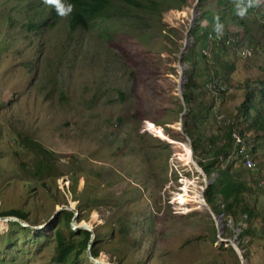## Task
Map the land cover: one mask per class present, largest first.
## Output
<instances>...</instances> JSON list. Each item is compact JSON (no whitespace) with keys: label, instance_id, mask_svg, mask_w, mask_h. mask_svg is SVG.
<instances>
[{"label":"rangeland","instance_id":"obj_1","mask_svg":"<svg viewBox=\"0 0 264 264\" xmlns=\"http://www.w3.org/2000/svg\"><path fill=\"white\" fill-rule=\"evenodd\" d=\"M66 2L77 7V0ZM106 2L84 26L71 28L69 17L44 0H0V210L21 209L35 224L68 203L91 226L98 258L113 264H239L231 241L244 264H264V127L236 111L248 86L258 115L264 113V92L253 84L264 86V4L241 19L233 0H185L159 16L124 0ZM184 8L196 17L171 20ZM216 17L224 31L213 37ZM179 63L190 98L176 129ZM144 120L186 143L198 164L209 154L208 136L221 141L230 122L243 128L245 145L255 147L253 167L241 174L251 185L243 198L253 215L221 213L218 194L207 202L204 189L216 173L204 177L183 164L180 149L144 130ZM17 132L48 148L54 178L27 174L30 155ZM239 144L230 143L219 166L243 170ZM184 183L196 191L204 186L208 210L173 202ZM66 222L57 215L38 230L11 222L18 242H3L8 222H0V264H69L51 259L49 234L56 223L66 232ZM74 263L90 264L84 253Z\"/></svg>","mask_w":264,"mask_h":264},{"label":"trees","instance_id":"obj_2","mask_svg":"<svg viewBox=\"0 0 264 264\" xmlns=\"http://www.w3.org/2000/svg\"><path fill=\"white\" fill-rule=\"evenodd\" d=\"M124 1L132 5H141L147 13L154 10L157 16H159V11L161 8L167 9L170 7H177L179 2H181L182 5L185 3V0H159V2L158 0ZM106 4V0H77V7L69 16L70 27L73 28L76 25L84 26L86 19L97 15V12L99 10H103ZM253 84H257L256 86L260 88L259 90L261 93L264 92V86L262 85V82L258 81L257 83ZM248 88L252 90L251 87L247 86V89L244 91L243 99L238 104L236 111L240 108L239 111H241L243 120L247 118L251 119L254 127L256 125L264 127V113L258 115L259 110L255 108L253 103V91H249ZM183 96L184 99L188 101L190 98L189 91L186 90ZM251 110H254L255 114H251ZM149 122L155 124L153 121ZM225 126L226 130L221 137V141L218 142V139H216V137L214 136H208L207 140L210 148L208 152L209 154L205 159L203 158V160L200 161L201 168L206 174H209L211 172L216 173L214 179L204 189L205 198L207 202L211 203L207 199V196L210 194H218L222 200V212L235 214V212L239 210V212L244 213L245 216L249 218L253 215V209L251 206L245 203L243 194L250 189L251 185L247 184L245 180L239 179L237 177V173L235 169L232 168L231 163H228L224 167L219 166V161L221 160V158H225L227 156L228 146L232 142L229 134L232 122L226 124ZM238 132L243 135L244 129L240 128L238 129ZM17 133L20 135V137L17 138L18 144L20 146H23L30 155L29 168H21L25 169L30 177L40 179V181L42 180V178H54L57 174L54 162L44 156V154L49 151L48 148L30 137L21 136L20 132ZM250 148L251 151H254L255 147L251 146ZM213 169H215V171H212ZM88 205H94L93 200H89ZM0 214H13L19 217L26 218V212L17 208L2 209L0 210ZM57 215L58 217L61 216L67 220L65 226L66 232H63V230L56 223L53 225L51 224V230L49 234L51 235L52 239L50 238L49 234L43 233V236H46L47 238L54 241V254L52 255L51 259L59 263L68 262L69 264H71L74 260H76L79 254H85V248L90 233L88 230L83 228L73 230L69 227L68 221L71 217L70 210L61 209ZM11 222L16 221H8L7 228L2 233L3 242H18L16 238L18 233L15 230H11ZM16 223L19 224L18 222ZM1 225L3 227L5 223L3 222ZM118 230L122 231L123 226H119ZM9 231L11 233L9 238L7 239L6 234ZM245 233H247V229H241L237 236L241 237ZM94 241L95 235H93V239L91 240V242ZM89 251L92 256L98 257V255H96L97 249L91 243L89 244ZM99 260L105 261L102 255L99 257Z\"/></svg>","mask_w":264,"mask_h":264},{"label":"bare ground","instance_id":"obj_3","mask_svg":"<svg viewBox=\"0 0 264 264\" xmlns=\"http://www.w3.org/2000/svg\"><path fill=\"white\" fill-rule=\"evenodd\" d=\"M194 13H195V15H194ZM171 15H172L171 20H176L180 17V15H189V16L192 15V19H193L194 17H196L197 14H196V12H194V9H192V8H184L182 10V12L181 11L179 12L177 10H173L171 12ZM191 24H192V20H191ZM187 43H188V40L185 39L184 44L186 45ZM185 45L183 46V50L185 49ZM179 59L181 60V56ZM183 68H184L183 66L179 68L180 84L178 87H179V97L180 98H181V94L183 91V83L185 81ZM143 124H144L143 125L144 130L148 131L150 134H152L156 138L168 140V142H171L175 146H177V148L180 149V151L178 150L179 152L177 153L178 159L183 164H193L196 167V165H195L196 162L193 160V158L191 156V151H190V149L186 143H183V142L176 140V139H172L160 126H157V125H155V124H153L147 120H144ZM172 126L175 127L176 129H180L178 122H175V124H173ZM183 180L186 181V179H183ZM203 181L207 182L206 178H204ZM189 188H191V187H189ZM189 188H187L185 183H184V186L182 188H180L181 192H177V193L173 194V200H174L173 202L181 205L185 211L188 210L187 206L190 207L189 209H195V210H199V211H203L204 209L208 210L210 207H209L208 203L205 201L203 194L200 193V191L203 192L204 186H202V185L200 186V191H196V189H194V188H191V189H189ZM70 206H72V205H70ZM211 214L216 219V217L213 215L212 211H211ZM0 222L6 223L1 218H0ZM81 223H84V222H81ZM86 225H88V224H86ZM96 258H97L98 262L97 263H91V264H105L106 263V261H100L98 257H96Z\"/></svg>","mask_w":264,"mask_h":264},{"label":"water","instance_id":"obj_4","mask_svg":"<svg viewBox=\"0 0 264 264\" xmlns=\"http://www.w3.org/2000/svg\"><path fill=\"white\" fill-rule=\"evenodd\" d=\"M181 104H182L181 110L179 111L178 119H177V122H178V125H179L180 128L183 127V125H182V116L184 115V113L186 111V106L185 105H187L186 101L184 99V96H183V91H182V94H181ZM195 165L199 169L198 171L200 172V174L202 176L208 177L207 174L203 171V169L201 168V166L199 164L195 163ZM61 209H66V210H70L71 211V217L69 219L71 229L83 228V229H86V230L89 231L90 234H89V238H88L87 245H86V248H85V254H86V257L89 260L90 264L91 263H97L98 262L97 258L95 256H92L90 254V251H89V244H90V242H91V240L93 238V235H94L93 231L91 230V226L86 225V224L81 223L80 221H78V219H77V210L73 206H70L68 203L56 204V206L52 210V212L49 215V217L46 220H44L43 222H40V223L29 224V223H27L26 218L19 217L17 215H13V214H0V218L3 219L6 223L8 221H16L22 226L29 227L32 230H38V229H44L46 226L49 225V223L51 221L55 220L56 215L58 214V212ZM230 246L233 249V251L235 252L236 256L238 257L239 264H244L243 257H242V255L240 253V249L236 245V242L231 241L230 242ZM105 264H113V263L106 262Z\"/></svg>","mask_w":264,"mask_h":264},{"label":"clouds","instance_id":"obj_5","mask_svg":"<svg viewBox=\"0 0 264 264\" xmlns=\"http://www.w3.org/2000/svg\"><path fill=\"white\" fill-rule=\"evenodd\" d=\"M44 3L52 7L62 19L68 18L74 11V5L67 3L66 0H44ZM233 3L236 15L243 19L247 16L249 9L260 7L261 4H264V0H233ZM213 31L217 36L223 35L224 25L219 21V17L215 18Z\"/></svg>","mask_w":264,"mask_h":264},{"label":"built area","instance_id":"obj_6","mask_svg":"<svg viewBox=\"0 0 264 264\" xmlns=\"http://www.w3.org/2000/svg\"><path fill=\"white\" fill-rule=\"evenodd\" d=\"M208 33H210L213 37L216 35V33H213L211 31H209ZM233 38V37H232ZM245 51V55H250L251 54V49H244ZM238 52H240V50H238ZM216 85H212V87H215ZM230 136L233 140V143H237L240 142V144L237 146L238 147V154L240 156V161H242V164L245 168L249 169L252 168L254 165V161L253 158L251 156L250 151L248 150V148L246 147L243 138H239L238 136V132L235 129H231L230 131ZM203 160V157L200 158ZM196 162V161H195ZM198 164V163H197ZM201 166V164H199ZM196 168V167H195ZM196 170L198 171L199 169L196 168ZM199 172V171H198ZM200 173V172H199ZM261 183V182H260ZM200 193H202L200 191ZM177 204V203H176ZM179 205V204H178ZM181 206V205H180ZM182 207V206H181Z\"/></svg>","mask_w":264,"mask_h":264},{"label":"crops","instance_id":"obj_7","mask_svg":"<svg viewBox=\"0 0 264 264\" xmlns=\"http://www.w3.org/2000/svg\"><path fill=\"white\" fill-rule=\"evenodd\" d=\"M231 129H235V128H231ZM231 129H230V131H231ZM235 130H236V129H235ZM230 131H229V134H230ZM236 131L238 132V130H236ZM238 134L241 135L239 132H238ZM241 136H242V135H241ZM230 138H231V136H230ZM242 138H244V137L242 136ZM231 141H232V144H234L232 138H231ZM234 147H235V149L238 151V147H237L236 145H234ZM246 147H247V146H246ZM248 150L250 151L251 156L253 157V155H252V152H253V151H251L250 149H248ZM240 163H241V166L243 167V170H242V169L240 170L239 168H236V167L233 166V165H232V168L235 169V171H236V173H237V177H238L239 179H243V180L246 181L247 184H249L248 179L244 178V176L241 175V174L247 172L250 168H249V169L245 168V167L243 166V164H242V161H240ZM245 170H247V171H245ZM247 173H249V172H247ZM259 181L262 182V180H259ZM259 181H258V182H259ZM221 213H223V212H221ZM241 215L243 216L242 219L245 220L244 218L247 217V216H245L244 213H242ZM246 220H247V219H246ZM242 227H243V226H242ZM242 227L240 228V230H241V229H244V228H242ZM246 229H247V233H248V232H249V226L246 227ZM243 235H244V234H243ZM243 235H242V236H243ZM242 236H241V237H242Z\"/></svg>","mask_w":264,"mask_h":264}]
</instances>
